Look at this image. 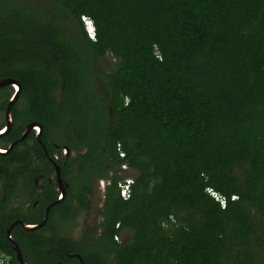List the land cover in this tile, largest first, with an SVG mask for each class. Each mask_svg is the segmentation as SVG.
I'll return each instance as SVG.
<instances>
[{
    "label": "trees",
    "instance_id": "obj_1",
    "mask_svg": "<svg viewBox=\"0 0 264 264\" xmlns=\"http://www.w3.org/2000/svg\"><path fill=\"white\" fill-rule=\"evenodd\" d=\"M6 76L34 112L81 113L88 104L71 98L92 80L88 95L112 113L88 152L100 155L93 178L113 170L98 245L16 226L25 262L67 264L62 251L76 250L83 264H264V0H0ZM123 163L135 175L127 199L116 184ZM14 216L25 218L0 206L6 264H19L5 234Z\"/></svg>",
    "mask_w": 264,
    "mask_h": 264
},
{
    "label": "flooded vegetation",
    "instance_id": "obj_2",
    "mask_svg": "<svg viewBox=\"0 0 264 264\" xmlns=\"http://www.w3.org/2000/svg\"><path fill=\"white\" fill-rule=\"evenodd\" d=\"M93 65L89 66L91 70ZM2 78H13L20 88L18 90L14 83L0 86V206L5 214L15 210L25 217L14 216L5 226L8 241L12 248L13 241L20 248L12 234V230L20 226L25 232L39 231L42 240L54 238L57 231L74 248L77 245L87 246V243L91 249L96 248L103 219L100 214L102 205L97 211L99 219H93L92 223L86 219L76 239L68 235L71 229H67L69 223L77 224L79 216L93 211L91 195L94 184L97 182V186L105 191L113 174V170L109 169L108 177L93 178L99 170L100 155L92 162L88 154L90 147L93 152L94 145L103 142L112 119V113L108 115L105 101L99 96L94 99L88 95L94 87L93 72L90 75L92 80L77 87L75 97L71 98L79 104L80 101L88 104L77 115V111L70 107L66 110L53 107L50 112H34L28 106V98L23 95L21 82L15 77ZM59 93L62 95V88L56 94L53 92L57 103L61 101L58 99ZM101 150L104 155L107 154L104 146ZM102 159L105 160V157ZM118 176L120 178L116 184L119 195V183L124 176L119 171ZM89 187L91 191H88ZM28 225L39 226L27 229L25 226ZM62 254L67 264H75L74 259L83 264L76 250H63ZM8 260L9 257L6 262ZM57 264L64 263L57 261Z\"/></svg>",
    "mask_w": 264,
    "mask_h": 264
},
{
    "label": "built area",
    "instance_id": "obj_3",
    "mask_svg": "<svg viewBox=\"0 0 264 264\" xmlns=\"http://www.w3.org/2000/svg\"><path fill=\"white\" fill-rule=\"evenodd\" d=\"M81 20L83 21L85 30L88 34V36L92 39H94L95 35H94V26L92 23V20L88 17V16H81ZM157 55L158 52L155 51ZM118 149H119V154L121 156H124V151L120 148V145L118 144ZM120 169L125 171L128 169V167L126 166V163L121 164ZM133 179L131 177H123V179L121 180V182L119 183V195L123 198V199H127L130 197L131 195V183H132ZM206 190L210 193V195H212L216 200L219 201L221 207H225L226 205V197L221 195L219 192L213 190L212 188L208 187L206 188ZM235 195H231V199H235ZM115 238H119L118 235L115 236ZM5 258L3 257V255H0V264H5Z\"/></svg>",
    "mask_w": 264,
    "mask_h": 264
},
{
    "label": "rangeland",
    "instance_id": "obj_4",
    "mask_svg": "<svg viewBox=\"0 0 264 264\" xmlns=\"http://www.w3.org/2000/svg\"><path fill=\"white\" fill-rule=\"evenodd\" d=\"M22 2H29L31 0H21ZM33 1H37V2H43L44 0H33ZM112 58L106 56L105 59L103 60V62L108 63ZM106 65V64H103ZM122 173V172H121ZM126 175V173H124ZM133 174V173H132ZM97 183V182H96ZM94 184L93 186V192L91 195V200H92V204H93V211H91L88 214L85 215H81L79 216L78 220H77V224L74 225V222H71L68 224L67 229H71L70 231H68V235H70L71 237H73L74 239H76L80 232L83 225L85 224L84 221H86V219H88L90 221V223H92L93 219H99L97 211L98 209L101 207L102 203H103V197H104V193L102 189H100L97 185L98 184ZM127 236V238L129 237L128 233L123 232L122 236Z\"/></svg>",
    "mask_w": 264,
    "mask_h": 264
},
{
    "label": "water",
    "instance_id": "obj_5",
    "mask_svg": "<svg viewBox=\"0 0 264 264\" xmlns=\"http://www.w3.org/2000/svg\"><path fill=\"white\" fill-rule=\"evenodd\" d=\"M98 82H99V85H100V87H101V89H102V92L105 94V84H104V82L102 81V80H100V79H98ZM10 83H14V84H16L17 86H18V90H19V88H20V85H18V82L16 81V80H14L13 78H2V79H0V86H2V85H5V84H10ZM59 90V88L57 89V91ZM18 92V91H17ZM17 92L15 93V97L17 96ZM14 97V98H15ZM12 101V100H11ZM10 105H11V102L9 103V105H8V110H9V108H10ZM119 171V173L120 174H123V176L124 177H131L132 179L134 178V171L133 170H131V169H128L127 171H123V170H118ZM122 172V173H121ZM124 173H126V175L124 174ZM133 173V174H132ZM37 226H39V225H28V226H25L27 229H34V228H36ZM9 229H8V231H7V234H8V236H9ZM123 237L124 238H127V236L125 235H123ZM10 240H12L13 241V239H12V237L10 236ZM13 249H14V251H15V257H16V259H17V261H18V263L19 264H29V263H27V262H25L24 261V259H23V256H22V253H21V250H20V248H19V246L17 245V243L16 242H14L13 241Z\"/></svg>",
    "mask_w": 264,
    "mask_h": 264
},
{
    "label": "clouds",
    "instance_id": "obj_6",
    "mask_svg": "<svg viewBox=\"0 0 264 264\" xmlns=\"http://www.w3.org/2000/svg\"><path fill=\"white\" fill-rule=\"evenodd\" d=\"M82 22H83V21H82ZM84 28H85V27H84ZM85 31H86V30H85ZM86 33H87V32H86ZM87 35H88V34H87ZM128 169H129V168H128ZM128 169H127V170H128ZM127 170H125V171H127ZM118 236H119V235H118ZM122 237H123V236H122ZM122 237L119 236L118 239L120 240ZM114 238H115V237H114ZM6 258H7V257H6ZM5 264H6V263H5Z\"/></svg>",
    "mask_w": 264,
    "mask_h": 264
}]
</instances>
